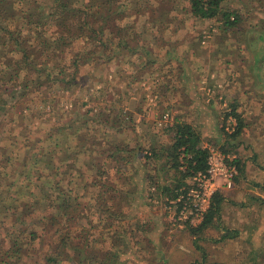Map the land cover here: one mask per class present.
<instances>
[{
	"label": "rangeland",
	"instance_id": "1",
	"mask_svg": "<svg viewBox=\"0 0 264 264\" xmlns=\"http://www.w3.org/2000/svg\"><path fill=\"white\" fill-rule=\"evenodd\" d=\"M120 3L121 11L126 15L117 19L119 25H135L136 30H141L139 36L143 38L140 42L147 43L146 46L140 43L138 56L131 58L134 66L129 68L130 83H124L126 78L118 74L126 67L119 59V62L108 64L110 74L103 66L106 64L82 69L85 74L93 73L96 77L94 82L88 79L84 87L68 91L55 86L50 91L45 88L34 94L32 103L25 105L33 117L27 115L11 122V112L1 110L0 142L6 150L3 152L6 155L1 158H9V167L4 176L0 175V201L8 200L9 204L28 191L24 179L26 172L20 176V169H11L17 158L24 159V145L31 141L38 145L35 139L45 136L48 128L78 119L72 113L76 114L79 108L81 112L90 110V120L86 124L84 119L81 124L69 121L67 124L74 126L63 129L65 136L56 135L52 142H48L49 152L41 163L42 166L47 160H53L49 181L54 185L57 181L62 185L63 181L66 191H72L77 204L80 203L83 219L79 231L82 227L88 236L91 234L97 238L110 234L108 240L117 242L124 264H264V177L260 180L263 187L256 190L260 194L245 198V190L239 184L243 167L235 179L237 198L230 196L231 202L225 203L223 196L219 220L200 231L192 229L200 227L204 221L198 227L187 225L180 228L172 221L179 207L170 204L174 199L172 188L180 175L172 167L173 161L166 152L174 142L172 130L176 123L192 126L200 135L203 148L212 147L236 155L239 160L241 151L248 150L245 146L239 147L243 141L241 134L235 139L231 135L236 131L228 133L225 127H231L230 118L238 126L234 111L244 125H264V0H226L224 8L239 16L238 26L230 32L223 31V23L217 18L201 20L193 16L188 0H144L140 3L143 10L135 16L130 13L132 0ZM40 29H45V38L59 30L50 24ZM33 42L37 47V40ZM83 46L84 42L78 41L70 50L76 52ZM142 47L160 58L157 65L150 66L144 74L141 69L143 64L146 65V57L140 60L144 53ZM169 51L172 53L171 63L167 59ZM53 61L51 57L38 59V63L51 64ZM224 79L230 80L229 94L222 92L219 86ZM239 86L256 95L255 108H241L239 99L233 97ZM195 91L200 97L198 103L206 105L199 114L184 108ZM50 93L52 96L46 98L48 103L45 104L43 94L48 97ZM112 109L115 113L106 121V113L102 112L109 113ZM250 111L252 113L246 114ZM69 113L71 116L66 118ZM165 115L169 116L167 122L164 121ZM147 127L151 136L144 134L143 129ZM72 131L77 133L75 137L69 134ZM158 133H162L160 138ZM77 141L82 144L79 149ZM58 144L63 149H70L64 166L73 167L66 168L61 176L54 171L61 165V155L51 154L53 149L60 150ZM118 145L128 146L130 149H127L135 152L120 154L118 157L127 160L114 170L111 167L115 164L110 167L108 155H101V152ZM92 149L95 153L90 152ZM80 150L89 152L76 154ZM31 151L36 154L38 150ZM108 175L115 180L117 193H105L100 189V180L97 179L106 180ZM184 181L190 187L194 185V178ZM109 194L116 199L105 204L114 213L121 210L123 217L115 218L113 226L105 229L97 224L100 216L96 210ZM5 215L6 211L1 207L0 221L4 222ZM107 216L104 214L101 219ZM65 220L68 224L64 230L68 227L74 231L67 217ZM57 230L55 228L52 234ZM99 248L103 249V246ZM39 259L40 254L38 259L36 255H30L25 263L39 264Z\"/></svg>",
	"mask_w": 264,
	"mask_h": 264
},
{
	"label": "trees",
	"instance_id": "2",
	"mask_svg": "<svg viewBox=\"0 0 264 264\" xmlns=\"http://www.w3.org/2000/svg\"><path fill=\"white\" fill-rule=\"evenodd\" d=\"M120 1L122 0H0V111L3 109L10 111L11 122L27 115L34 116L30 109L25 108V105H30L33 101L32 96L42 89L46 88L50 91L58 86L62 90L74 91L78 87H84L90 78L91 82H94L96 77L93 73L82 72V69L88 67L94 69L98 65L106 64L103 66L110 74L108 64L119 62L121 59L126 67L118 74L121 78H126L124 83H130L129 68L134 66L131 58L138 56L140 43L142 46H146L147 43L144 40L140 42L143 38L139 36L141 30H136L135 25L125 27L119 25L117 19L126 15L124 11H121ZM132 1L133 8H130V13L134 16L139 15L143 10L140 3L144 0ZM225 1L188 0V3L193 16L201 20L217 18L223 23H221V28L225 29L223 31L230 32L238 26L239 16L235 11H228L229 9L224 8ZM45 24L54 25L59 30L45 38L43 36L45 29L43 31L40 29ZM116 38L118 41H115ZM35 39L38 43L37 47L33 42ZM78 41L84 42L83 48L76 52L71 51L70 47ZM141 50L144 53L140 60L143 61L146 57V65L143 64L141 69L144 74L148 72L150 66L157 65L160 58L146 47H142ZM171 54L170 51L167 53L169 63L172 60ZM42 57H51L54 61L51 64L38 63V59ZM43 95L45 104H47L48 99L46 98L52 95L51 93L48 97ZM89 112L90 110L81 112L79 108L76 114L72 113L79 118L72 119L73 121L67 120V122L75 121L81 124L84 119L86 124L90 120ZM102 113H106L105 118L108 121L110 115L112 116L115 112L112 109L109 113ZM233 115L239 122L236 132L231 135L236 139L244 130V122L235 111ZM70 116L69 113L66 118ZM67 122L66 124L56 123L57 130L55 127L48 128L45 136L35 139L38 145L32 144V141L24 145V159L17 158L11 165V169L21 170L20 176L26 172L24 179L27 182L28 191L23 197L9 204H7L8 200L0 201V208L3 207L6 211L4 222L0 221V264H26L25 259L28 256L36 255L38 259L39 254V264H124L117 242L108 240L110 234H102L97 238L91 234L88 236L89 233L82 227L79 231L80 222L83 219L80 203L77 204L72 191L69 189L66 191L63 181L62 185L60 181H57L56 185L49 181L51 176L49 173L54 167L53 160H47L41 166L43 158L49 152L48 142H52L56 135L64 137L65 130L63 129L67 127L66 129L69 130L74 126ZM172 131L174 142L166 152L173 161L172 167L180 175L172 188L174 192L172 198L175 199L181 190L190 188L184 180L194 178L200 172L206 173L208 151L201 146L200 135L192 126L176 123ZM69 134L73 137L77 135L75 131ZM59 146L58 144L57 148ZM76 146L79 149L82 144L77 141ZM127 148L129 147L125 145L114 146L113 149L102 151L101 155L107 154L106 158L110 159L109 166L115 164L111 168L117 170L127 160L126 157L118 156L122 153L135 152ZM32 149L38 150L37 153L31 151ZM4 151L6 150L0 142L1 176L7 173L9 167V158L7 156L1 158L2 155H6ZM69 151L70 149H63L60 146V150L53 149L51 152V154L55 152L56 156L61 155V165L54 170L58 176L63 175L66 168H73L68 165L64 166ZM83 152H89V150H80L76 154L80 155ZM90 152L95 153V150L92 149ZM237 165L239 172H242L243 166L239 158ZM97 181L100 183V189L105 193L108 191L117 193L116 182L109 175L106 180L98 178ZM21 191L22 188L19 192ZM115 199V196L109 194V198L103 201L96 210L100 216L97 224L103 225V228H111L115 218L123 217L121 210L114 213L105 204ZM223 202L222 193L217 192L204 222L200 227L192 230L200 231L211 226L216 219L219 220ZM104 214L108 216L102 220L101 216ZM66 217L74 231L68 227L64 230V226L68 224ZM55 228L58 229L57 233L52 234ZM112 239L116 240L115 237ZM100 245L103 249L99 248Z\"/></svg>",
	"mask_w": 264,
	"mask_h": 264
},
{
	"label": "built area",
	"instance_id": "3",
	"mask_svg": "<svg viewBox=\"0 0 264 264\" xmlns=\"http://www.w3.org/2000/svg\"><path fill=\"white\" fill-rule=\"evenodd\" d=\"M164 121H169V116H164ZM235 120L230 118L225 130L228 133L236 131ZM208 151V169L206 173H198L194 177V185L189 189L181 190L177 198L170 201L171 205L179 208L177 213L172 216L175 226L183 228L185 226L198 227L204 221L212 199L217 192L228 189L232 190L235 179L238 176L236 155H228L212 147H204Z\"/></svg>",
	"mask_w": 264,
	"mask_h": 264
},
{
	"label": "crops",
	"instance_id": "4",
	"mask_svg": "<svg viewBox=\"0 0 264 264\" xmlns=\"http://www.w3.org/2000/svg\"><path fill=\"white\" fill-rule=\"evenodd\" d=\"M228 82H230L229 79H224L219 84V86L223 90L222 92H225L226 94L231 93V91L227 89L229 88ZM225 83H227L226 88H225ZM195 92L196 93L191 97V99L187 103L184 104L185 105L184 108L186 110H190L192 113L197 112L199 114V112H201V109L203 107H206V105L202 106L200 103H198V100H200V97H198L197 91ZM255 96L256 95H254L252 92L249 93L246 90H243L242 87L240 86L238 87V91L233 95V97L238 98L239 101L241 102L242 109H244V107H247V106L249 107V109H251V107L255 108L254 105H256V102L254 100H257ZM242 109H239V111ZM258 112L259 111H257V113ZM250 113H252V111L246 114H250ZM254 129H257V131H255ZM143 130H144V134L151 136L149 132L150 131L149 127ZM158 134L160 138L162 133H158ZM241 136L243 137V141L239 143V147L245 146V148H248V150L245 151L244 149L239 154L240 160L243 158V161L241 160V163L244 165L243 166L244 172L241 174L242 178L239 179L240 180L239 184L245 190L244 197L246 198V197H253V194L259 195L260 193L256 192V190L258 187H263V184L260 182V180L261 178L264 177V154H263L264 125H255V126L254 125H244V130ZM173 137H174V134H173ZM257 155H259V158H256ZM235 188H236V182L232 190H234ZM232 190L224 189L221 191L222 195L225 196V203L231 202L229 199L230 196H232L233 198H237V195H236L238 194L237 189H235V191H232ZM223 191H225V195L223 194Z\"/></svg>",
	"mask_w": 264,
	"mask_h": 264
}]
</instances>
